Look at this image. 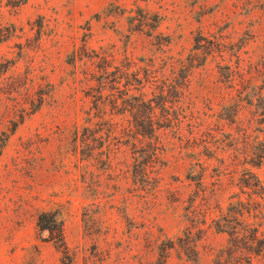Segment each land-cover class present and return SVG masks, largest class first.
Returning <instances> with one entry per match:
<instances>
[{"label":"rangeland","instance_id":"1","mask_svg":"<svg viewBox=\"0 0 264 264\" xmlns=\"http://www.w3.org/2000/svg\"><path fill=\"white\" fill-rule=\"evenodd\" d=\"M7 27L12 35L0 43V264H65L48 232L37 227L40 210L57 213L75 264H154L157 253L147 246L149 230L152 238L161 230L175 239L195 222L185 207L197 189L190 175L201 172L198 162L209 165L203 178L207 198L197 197L194 205L212 206L205 224H200L205 230L198 246L200 259L192 261L172 250L167 264H215V254L228 238L209 227L211 219L220 215L215 205L225 211L231 201H246L251 191L242 192L230 183L229 175L238 177L242 169L250 168L264 182V158L261 163H230L234 152L229 146L223 153L229 167L221 183H214L217 161L203 154L199 161L191 156L203 152L201 139L206 135L197 133L194 150L186 147L191 135L185 121L180 132L174 127L157 131L159 161L144 163L152 171L148 184L133 183L128 145L121 146L114 160L129 163H111L107 169L103 163L80 161L81 136L89 134L84 128L99 127L101 114L86 96L88 86L95 84L87 72L93 65L77 60L74 69L69 55L85 40L89 50L113 56L116 64L125 56L133 59L136 65L130 71L144 66L140 59L153 57L158 77L175 82L183 75L180 64H188L191 98L185 102L193 100L200 112L197 128L218 132L222 138L234 135L241 151L246 147L258 152L257 144L264 142V121L259 122L253 106L241 102L237 123L219 115L229 112L228 106L237 98L236 88H241L238 77L231 87L224 75L223 66L237 64L235 51L245 77L264 85V0H0V32ZM196 41L201 44L197 49ZM27 65L34 68L33 82L25 84ZM42 78L54 89L39 109L24 115L2 148V132H10V119L19 120L21 108L31 111L24 86L36 96ZM153 90L146 87L148 97L158 94V89ZM113 93L117 94L115 89ZM155 114L162 118L165 111L157 106ZM128 118L129 113L113 116L118 122ZM250 121V142L256 137L258 143L249 147L239 126ZM252 198L259 199L256 194ZM196 218L201 221L202 216ZM250 220L262 223L264 229V214Z\"/></svg>","mask_w":264,"mask_h":264},{"label":"trees","instance_id":"2","mask_svg":"<svg viewBox=\"0 0 264 264\" xmlns=\"http://www.w3.org/2000/svg\"><path fill=\"white\" fill-rule=\"evenodd\" d=\"M145 18L143 17L139 20L141 25L144 24ZM154 22V25H151L153 29L158 26L157 22ZM12 32L8 27L4 28L0 32V43L7 40L12 35ZM156 38L160 39V36L156 35ZM158 42L161 43V41ZM214 43L217 50H221L220 42L215 41ZM82 44L78 51L74 50L69 55V64L74 69H76L77 60L83 61L85 64L87 61H90L91 65H93L92 68L89 67L87 72L90 75L89 80L94 81L95 84L88 86L86 96L92 98L93 108L101 114L99 115L101 121L98 122L99 127L97 128H84L89 134L82 133L81 144L83 148L80 149V161L92 160L95 163H103L107 169L111 168V163H129L126 160H114L121 146L128 145L132 149L131 163H134L133 173L131 174L133 183L138 181L148 184L151 182L150 173L152 171H149L144 163H157L159 161V143L161 141L157 131L160 128L174 127L177 132H180L183 123L186 121L188 133L191 135L186 139V147L194 150L196 148L197 133L200 132L202 136L206 135V139H201V142H203L201 145L203 152L195 151L191 156L197 157L199 161L203 154L207 159L213 158L217 161V166L213 167L216 176V182L214 183H221V175L225 174L224 170L229 167L223 156V153L226 152L229 146H232L234 152L232 162L230 163L236 164L240 163V161L241 163H261L264 158V142L257 144V146L259 145L257 147L258 152L249 151L246 147L241 151L238 137L229 134L225 138H222L218 137V132L200 131V128H197L200 125L198 123L200 112L195 109L193 100H189L188 103L185 102L186 99L191 98L189 96V75H191L192 71L188 68V64H180V70L183 71V75L179 79L176 78L178 80L175 82L174 79L168 80V78L158 77V70L155 68L153 57L140 59V61L144 62V66L130 71L131 66L136 65V63L128 56H125L120 64H116L113 56L100 54L92 49L89 50L87 41L85 40ZM200 45V42L196 41L194 48L197 49ZM22 48L20 46L19 56ZM212 51L213 48L212 50L210 49L208 54ZM193 56L195 60V57H197L196 53ZM235 56H237L236 66L234 68L231 65L223 66V68L227 69L224 75L230 81L231 87L235 86L234 81L238 77L241 88H236L238 91L237 98L228 106L229 112L222 113L219 115V118L229 123H237L241 110V102L245 101L248 105L254 107L253 113L259 116V122L264 121V85H256L253 82L252 76L246 78L243 71L240 70L239 55L236 51ZM204 62L197 63V65L204 64ZM189 66L191 67L192 65ZM172 70L174 73V65H172ZM33 71L34 68L31 65H27L25 84L27 81L30 83L33 82V78L31 77ZM42 80L43 82L37 83L38 90L35 93L36 96L29 94V86H24L28 92L27 96L30 100L31 111H26V109L21 108L19 120L15 118L10 119V132H2V148L15 132L18 124L23 121L24 115L33 113L39 109L46 96L50 95L54 89V86L49 80L44 78ZM146 87L153 88L152 93L158 89V94L148 97L145 91ZM113 89L116 90L117 94L113 93ZM230 99L232 100L233 97ZM167 102L170 103L169 107L166 105ZM157 106L165 111L162 118H158L155 114ZM126 113L130 114V118L125 122L113 120L114 115H124ZM106 116L109 117L106 118ZM250 128L251 121L245 126H239V130L246 136V144H250L249 147L251 145L254 146L256 142V137L250 142L249 138L251 135L248 133ZM89 136L91 137L89 138ZM74 138L73 154L76 156L78 152L77 132L74 133ZM228 139L231 142L225 141ZM254 148H256V145ZM1 153L2 150L0 151V155ZM197 164H201V172L197 175H190L192 179H196L197 189L193 197L189 198L188 206L185 207L187 212L192 213L194 216L190 220L195 222L194 224L192 223V228H187L182 236H178L175 239L167 237L161 230H159L157 236L152 238L150 237L152 231L149 230L150 233L146 237L147 246L151 251L155 250L157 253L154 264H167L172 250L177 251L179 254H184L192 261H198L200 259L198 246L202 238L201 235L205 231L200 227V224H205L206 216L212 212V206L205 204L204 207H199L201 204L194 205L197 197H200L203 201H206L207 198L203 178L209 165L205 166L200 162ZM117 170H119L117 172L118 177L121 169L119 168ZM232 172L234 173L236 171L234 170ZM214 174L211 176H214ZM229 181L231 184L235 183L242 192L245 189H249L251 192L248 194L249 197L246 201L238 198L236 201L229 202L225 211H222L219 204L215 205L220 215L211 219L209 227L213 226L215 231L226 233L228 238L226 245L215 254L213 262L215 264H254L253 260L256 259L261 262L259 264H264V229H262V223L250 220L258 216L263 217L264 182L260 181L250 168L242 169L238 177H235L234 174L229 175ZM252 194H256L259 199L252 198ZM126 208V206L123 208V212ZM56 214L52 211L40 210L37 213V227L42 231L48 232L49 239L60 249L62 261L65 264H75L76 256L74 253H70L66 245L63 225L56 217ZM197 214L202 216L201 221L198 218L195 219ZM193 228L196 229L195 232L192 230Z\"/></svg>","mask_w":264,"mask_h":264}]
</instances>
